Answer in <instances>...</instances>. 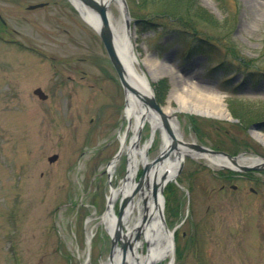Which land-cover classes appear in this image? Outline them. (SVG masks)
<instances>
[{
    "label": "rangeland",
    "instance_id": "rangeland-1",
    "mask_svg": "<svg viewBox=\"0 0 264 264\" xmlns=\"http://www.w3.org/2000/svg\"><path fill=\"white\" fill-rule=\"evenodd\" d=\"M125 1L135 66L162 110L196 103L200 93L183 91L194 85L218 92L234 117L177 112L184 142L264 157L253 135L264 134V0H191L198 16L188 24L163 15L156 0ZM41 3L48 6L28 9ZM0 18V264H108L112 241L103 219L110 188L127 175L126 151L117 156L121 139L129 145L134 136L125 90L100 37L69 0H0ZM191 30L219 53H201L198 42L187 53ZM148 59L169 71L156 66L155 79ZM37 88L46 101L34 96ZM141 132L143 146L150 125ZM152 143L149 160L160 153L159 132ZM178 169L162 192L167 227L176 229L174 264H264V171L211 167L188 155Z\"/></svg>",
    "mask_w": 264,
    "mask_h": 264
},
{
    "label": "bare ground",
    "instance_id": "bare-ground-1",
    "mask_svg": "<svg viewBox=\"0 0 264 264\" xmlns=\"http://www.w3.org/2000/svg\"><path fill=\"white\" fill-rule=\"evenodd\" d=\"M104 4L114 3L117 7L119 13H115V10L110 9L108 11V22L114 38V45L117 56L122 62L127 74L129 82L137 89L143 88L148 90L151 89L150 81L145 73H139L135 63L138 62V56L136 54V48L133 41L132 29L127 31L125 27V8L124 0H98ZM77 7L83 13V17L88 24L94 27L96 30L100 26V19L96 14L89 11L83 4H79L75 1ZM118 14V15H116ZM150 71L155 79L159 78L158 69L156 66H160L162 69L168 70L164 64L155 63L154 61L147 60ZM169 71V70H168ZM171 74H173L170 71ZM179 85H176L175 93L173 96L180 98ZM184 92L190 93H200L196 96V103L190 102L187 99L182 100L183 103L180 104L179 109H174L172 106L164 109L163 112L167 116L172 117L173 122V132L178 141L179 149L177 151H170L169 143L170 139L161 131V150L160 155L163 156V160L158 164L151 167L150 173L148 175V181L153 186L154 182L157 183L164 189L170 183L176 182L174 175L181 164V161L188 154V148L184 145V134L179 122L176 119L175 113L177 112H188L190 114L199 115H212L213 117H218L223 120H233L234 117L229 111L224 97L221 96L216 91L205 92L199 87L192 85L183 88ZM125 115L131 122V128L134 131V138L131 141L130 146H126L125 138L122 137V143L125 144V151L129 160V173L125 187L123 188H110L109 194V209L108 213L104 216L103 222L107 227L109 233H114L118 227V216L115 212V203L121 194L125 196L131 195L134 190V183L136 182V177L138 175L139 166L145 163H149L148 152L151 148L152 143H146L140 146L141 138L138 136L139 132L147 122L153 126L155 129L157 125L156 118L148 111L147 108L143 107L137 97L131 92L128 93V100L125 107ZM253 135L264 145V134L254 131ZM192 143H195L193 140ZM192 156L197 159H204L211 167L216 166H227L232 167L234 164L221 157H213L206 154H198L191 152ZM190 154V153H189ZM239 165H256L259 163L258 160L249 159L248 157H243L237 162ZM116 165L115 163L110 166L109 170L111 175H114ZM150 193L145 188L144 191L137 195L133 202L127 208L123 222L124 227L127 228V236L132 237L136 233L135 229H141L142 233L137 242H135L134 247L131 251L126 254V264H161L165 261H169L172 257V231L166 232L164 229L160 212L165 207V198L162 196L161 189L157 190V204L154 205L153 202L148 204L147 216L149 218L148 222L144 221V200L150 198ZM91 240V236H88ZM147 248V251H146ZM123 261V254L120 249H117L114 253V259L108 264H121Z\"/></svg>",
    "mask_w": 264,
    "mask_h": 264
},
{
    "label": "water",
    "instance_id": "water-1",
    "mask_svg": "<svg viewBox=\"0 0 264 264\" xmlns=\"http://www.w3.org/2000/svg\"><path fill=\"white\" fill-rule=\"evenodd\" d=\"M72 1H76L79 4H83L89 11H91L93 14H96L99 19H100V26L98 27V29L96 30L97 33L99 34L100 38L102 39L106 50L108 52V55L110 57V60L114 66V68L116 69L118 76L122 82V85L124 86V89L126 92H131L132 94H134L140 104L147 108L148 111H151V114L156 118V122H157V127L159 128H163L168 137L170 138V143H169V149L170 151H177L179 149L178 147V141L175 137V134L173 132L172 129V125H171V117L167 116L163 110L161 109V107L158 105L154 94L148 89H143V88H139L137 89L136 87H134L128 80V74L122 64V62L120 61L119 57L117 56L116 50H115V45H114V38L112 36V32L109 26V22H108V9H109V5L110 4H104L103 2L101 3L98 0H72ZM44 5H37V6H32L30 7V9H36V8H40L43 7ZM125 8H126V15L128 16V8L126 6L125 3ZM127 26H129V21H127ZM34 95L38 96L39 99L41 100H46L48 98V96L40 89H36L34 91ZM140 135V133L138 134V136ZM152 141V137L150 142ZM184 145L191 150H195L197 152H202V153H206L207 155H211L214 157H222L225 158L229 161H231L234 166H236L238 168V170L240 172H246V171H251V170H264V158L259 157L256 160L259 161L258 164L256 165H239L237 163V160H239V158H241L242 155H240L239 157H231L225 153H221V152H215V151H211L208 150L202 146H198L195 144H185ZM58 159L57 155H54L52 157H50L48 160L50 163L55 162ZM163 160V156L160 155L158 156L155 160H153V162L151 163H145L144 167H143V174L141 176V178L139 179V181L136 183L135 181H133L134 183V190L131 192V195L125 196L123 194L122 199H121V203H120V211H119V216H118V227L115 230L114 233H111V237H112V248H111V252H110V261L113 260L114 258V253L115 251H117L118 248V244L120 243L121 247L119 248L122 251L123 254V258H125V255L129 250L133 249V244L134 242L141 236L142 230L141 229H135L136 233L132 235V237H128L125 235L124 233V222H123V218L125 215V212L127 210V208L129 207V205L133 202L135 196L138 193H142L144 191V189L146 188L148 190V192L151 194V202H153L154 205L157 204V190L160 188L161 192L163 190V188L156 182H154L153 186L151 187V184L148 181V175L150 173L151 167L153 165L158 164L160 161ZM114 163V162H113ZM181 166H182V162H181ZM223 168L226 166H222ZM181 169V168H180ZM181 171V170H180ZM179 170L175 173L174 178H176V176L179 174L180 172ZM129 173V171H128ZM128 173H127V177L124 178L123 180V187H125L126 182H127V178H128ZM149 202V199L146 198L144 200V221L145 223L148 222L149 218L147 216V212H148V204L151 203ZM160 218H161V223L164 227V229L167 231H169L166 222H165V218L163 215V211L160 212ZM173 233L172 232V241H171V245H172V257L169 261V264H174L175 261V243H174V237H173ZM123 264H126V262H124Z\"/></svg>",
    "mask_w": 264,
    "mask_h": 264
},
{
    "label": "trees",
    "instance_id": "trees-1",
    "mask_svg": "<svg viewBox=\"0 0 264 264\" xmlns=\"http://www.w3.org/2000/svg\"><path fill=\"white\" fill-rule=\"evenodd\" d=\"M159 4V6L165 10L163 15H166L168 17H170L171 19H173V21H175V23H186L188 24V18L190 15H192L194 12L191 9V0H156ZM193 16H198L196 15V13L193 14ZM195 31L191 30V33L188 32L189 37H191V42L189 43V47L191 46V48L194 49V43L198 42V47H199V51H201V53L206 54V55H210V54H214V53H219V46L216 44H212L208 41H205L203 39H201V37L197 34L194 33ZM212 47H215L214 49ZM189 50V48H188ZM222 51L220 50V53ZM218 59L220 61H218L219 66L222 68L224 67V63L223 61H226L225 58H228L226 56H224L223 54L220 56L218 55ZM234 65V63H230L229 64ZM227 70L229 69L228 67H226ZM226 70V69H225ZM224 70V71H225ZM226 70V71H227Z\"/></svg>",
    "mask_w": 264,
    "mask_h": 264
},
{
    "label": "flooded vegetation",
    "instance_id": "flooded-vegetation-1",
    "mask_svg": "<svg viewBox=\"0 0 264 264\" xmlns=\"http://www.w3.org/2000/svg\"><path fill=\"white\" fill-rule=\"evenodd\" d=\"M47 6H48V4H47ZM47 6H46V7H47ZM0 21H1V24H2L3 26L6 25V23H5L1 18H0ZM158 132L161 133V130H158ZM123 137H125V135H124ZM236 188H237L236 186H232V189H233V190H236ZM251 191H252V190H251ZM252 192H255V194H256L257 191L254 190V191H252Z\"/></svg>",
    "mask_w": 264,
    "mask_h": 264
}]
</instances>
